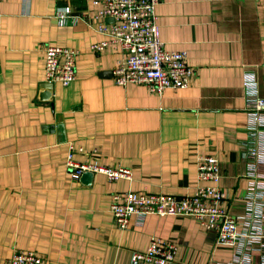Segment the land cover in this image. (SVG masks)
<instances>
[{"label": "crops", "instance_id": "1", "mask_svg": "<svg viewBox=\"0 0 264 264\" xmlns=\"http://www.w3.org/2000/svg\"><path fill=\"white\" fill-rule=\"evenodd\" d=\"M66 4L72 11L59 25ZM93 10L83 0L0 2V264L14 249L35 250L45 264H129L151 236L176 242L169 264L230 258L231 248L193 216L150 213L122 229L110 206L116 191L193 192L198 158L212 154L227 192L222 205L244 211L249 105L242 83L253 75L264 97V0H159V40L186 51L195 70L186 87L161 93L115 83L122 51H91L106 39L85 18ZM47 44L79 53L75 80L54 83L42 99ZM69 145L74 159L124 165L130 177L73 179Z\"/></svg>", "mask_w": 264, "mask_h": 264}, {"label": "built area", "instance_id": "2", "mask_svg": "<svg viewBox=\"0 0 264 264\" xmlns=\"http://www.w3.org/2000/svg\"><path fill=\"white\" fill-rule=\"evenodd\" d=\"M83 1L94 8L91 15H85L86 20L93 22L95 30L106 36L92 43L91 51L100 52L108 45L122 51L112 69L117 85L135 83L158 93L188 85L195 70L187 63L186 51L167 50L159 40L155 13L159 0ZM71 7L66 4L57 14L59 25L65 24ZM107 19L112 21L107 22ZM78 53L68 47L47 44L44 48L45 82L67 86L75 80ZM242 84L249 105L247 134L241 143L247 162L245 175L250 178L243 196L244 211L234 214L222 205L227 192L219 185V160L215 155L204 154L197 162L199 183L189 194L133 189L113 192L110 211L119 228H126L132 217L141 224L150 213L193 216L201 227L215 232L217 243L231 248L230 258L211 260L207 264H264V97L259 94L253 75L245 77ZM66 165L76 180L85 171L104 173L109 180L130 177V170L124 165L74 159L72 145H69ZM176 250V242L151 236L144 249L132 251L129 264H169ZM3 264H45V258L35 250L14 249Z\"/></svg>", "mask_w": 264, "mask_h": 264}, {"label": "water", "instance_id": "3", "mask_svg": "<svg viewBox=\"0 0 264 264\" xmlns=\"http://www.w3.org/2000/svg\"><path fill=\"white\" fill-rule=\"evenodd\" d=\"M108 21H112V19H109ZM42 88V92L40 94L41 98L42 99H47L51 96V92H52V88H53V84L52 83H47V82H44L42 83V85L40 86ZM80 179L85 182V183H88V182H91V179H92V172L90 171H85Z\"/></svg>", "mask_w": 264, "mask_h": 264}]
</instances>
